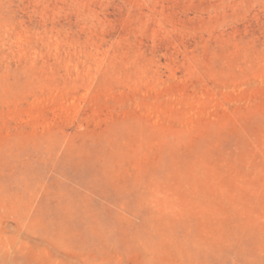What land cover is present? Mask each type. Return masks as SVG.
I'll use <instances>...</instances> for the list:
<instances>
[{
  "label": "rangeland",
  "instance_id": "374dc122",
  "mask_svg": "<svg viewBox=\"0 0 264 264\" xmlns=\"http://www.w3.org/2000/svg\"><path fill=\"white\" fill-rule=\"evenodd\" d=\"M0 264H264V0H0Z\"/></svg>",
  "mask_w": 264,
  "mask_h": 264
}]
</instances>
